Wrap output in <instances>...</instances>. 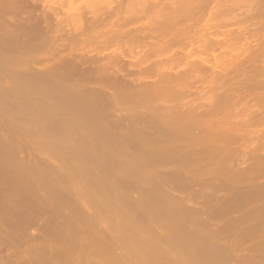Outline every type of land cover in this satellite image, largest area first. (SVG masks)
Returning <instances> with one entry per match:
<instances>
[{"label": "rangeland", "instance_id": "1", "mask_svg": "<svg viewBox=\"0 0 264 264\" xmlns=\"http://www.w3.org/2000/svg\"><path fill=\"white\" fill-rule=\"evenodd\" d=\"M63 1L51 2V6L63 5L50 7L47 14L50 16L53 13L54 17L52 14L51 19L48 16V22L47 18L45 20L47 24L43 21L47 26L40 30L41 33L31 26L33 31L30 33L31 28L23 26L31 24V19L26 17L30 13L24 14L29 19L25 22L26 18L22 15L25 18L24 24H19L22 28L12 19L6 20L10 25L3 19L0 23V228H3L0 229L3 234L0 240L5 243L0 241V245L9 251L14 249L10 255H14L12 259L15 261L10 259L11 263L264 264V0H236L238 4L235 0H213V4L212 0H198L199 6L196 0H193L195 5L188 4L189 0H182L183 3H179L184 8L178 7L176 0H166L178 5L170 3L171 7L163 0L162 3L160 0ZM229 1L234 3L230 6ZM47 2L44 1V6L41 3L40 12L42 8H49L50 1ZM148 4L157 6V12L154 6V9L151 5L147 7ZM186 4L191 7L188 14L187 9L184 11ZM172 5L175 7L172 12L180 10L175 14L186 12L187 16L182 14L180 17L184 18H179L185 22L177 15L180 22L174 20L172 23L173 17L169 12ZM196 5L200 11L193 8ZM145 8L154 11L148 9L146 12ZM163 9L168 12H163L166 16L161 15ZM203 9L205 13H202ZM64 10L69 18L74 16L73 21ZM53 11H58L61 16ZM93 11L99 13L100 20ZM207 11L211 13L207 15ZM79 13H82L83 19ZM189 14L190 20L187 18ZM60 17L65 23L60 21ZM40 18H37L39 22L43 20ZM35 20L32 17L31 21ZM65 20L74 25L67 26ZM57 21L61 24H56ZM51 22L54 24L51 25ZM48 24L49 28H53L52 32L46 28ZM70 26H73L72 29L78 27L72 30ZM65 28L68 32L62 33ZM134 29L138 31L134 32ZM174 29L177 31L174 32ZM70 30L72 34H69ZM115 31L124 32V35L119 33L120 39L123 36L121 40ZM140 31L141 36L138 34ZM26 32L30 34L25 35ZM33 32L37 35H32ZM127 32L134 35L129 34L133 41L129 35L130 38L126 37ZM60 34H64V41ZM158 34L165 44L158 42L152 47L151 42L159 39ZM175 34L183 37L180 39ZM186 34L190 37H185ZM53 37L55 40L57 37L56 43H52L55 42ZM225 38L229 42L220 43L225 42ZM26 40H30L28 44ZM57 42L63 44L59 46ZM130 42L134 43L130 45ZM122 43L130 46L131 50L126 48L125 52ZM32 44L33 48L30 47ZM131 46H134V51L136 48L141 49L137 52H145L148 60L144 53H135ZM128 50L136 57L127 53ZM69 53L73 56H68ZM116 57L118 60H115ZM95 58L97 63L102 62L100 68L96 66ZM103 58H108L109 64L123 61H120L121 71L118 68L120 62L118 66L115 62L114 67L110 65L111 69L120 71L114 70L115 76L111 75L116 77L109 80L112 85L122 83L121 73H125L123 68L126 65L131 66V71L128 67L130 72H126L129 79L130 73L134 75L137 70L135 68L133 72L134 67L141 68L138 69L140 72L137 70L141 77H137V72L135 76L143 83L131 75L132 81L123 79L129 92L123 90L124 81L120 90H117L118 85L115 89L111 85L109 90L104 88L109 82L102 70L109 65L105 66ZM124 58L130 62L127 59L124 61ZM68 59L71 64L66 63ZM79 59L82 60L79 62ZM151 61L154 64H150L155 66L147 65ZM59 64L65 68H60ZM141 64L145 71H142ZM90 65L97 72L101 70V77L105 75L103 79L97 73L96 76L106 82L101 83L98 78L96 81ZM157 66H161L160 71L155 68ZM79 67L89 72L85 74V69L78 70ZM52 68L53 72L65 69L67 75L75 72L78 81L82 78L79 81L81 86L77 80L73 84L79 85H70V74V84L67 78L65 82H56L61 70L55 74V79ZM146 70L151 71L152 76L145 74ZM74 74L73 81L77 78ZM87 74L95 80H89ZM82 75L87 76L86 79ZM146 75L148 77L144 79ZM165 75L175 82H171L172 79L167 81ZM42 76H45L42 78L44 81ZM63 76L62 80L65 79ZM118 76L121 83L117 82ZM174 76L181 77L177 80ZM133 80L140 87L145 84L149 92L144 91L143 95L142 89H146L138 87L143 96L136 95V87L132 89L135 85ZM66 81L68 84H65ZM159 81L162 86L166 84L163 89H159ZM89 83L105 96L100 97V91L98 96L86 93ZM129 83L131 89L127 88ZM148 83L150 86L151 83L157 85V90ZM77 86H87L83 92L85 95L80 97L75 94L79 91ZM69 87L77 88V91L66 95ZM105 89L107 94L114 95L117 91L120 96L109 97L103 94L107 92ZM131 90L135 95L131 94ZM77 95L82 101H75ZM245 118H249L246 120L250 123ZM174 123L177 124L175 127L178 126L176 129H172L175 128L172 126ZM245 169L248 171L244 172ZM214 176H218L219 180ZM10 232L14 235L11 236Z\"/></svg>", "mask_w": 264, "mask_h": 264}, {"label": "bare ground", "instance_id": "2", "mask_svg": "<svg viewBox=\"0 0 264 264\" xmlns=\"http://www.w3.org/2000/svg\"><path fill=\"white\" fill-rule=\"evenodd\" d=\"M44 1H45V0H42V2H40V0H0V19H1V20H0L1 22H0V23H2V22L4 21V22H6V23L9 24V22H7L6 20L9 21L10 19H12V21L14 20V23L17 22V24L19 25L20 23H23V20H24L26 17H28V18L31 19V20H32V17H35V19H36L35 21L32 22V21L30 20V22H31L30 25H29V24L26 25V24L23 23V24H24L23 26L28 27V28L31 26L33 29H35V31H36V30L40 31L41 29H43V27L45 28V26H47V25H45V23H44V22H46V21H45L46 18H47V22H48V19H49V17L51 16V14H52V16L54 15L53 13H50V16L47 14V13H48L47 11L50 9V7H55V8H56V5H57L58 7L63 5V3H62V4L60 3V2H62L63 0H58V1H60L59 3H60L61 5H60V4H59V5H58V4H56V5H53V4H52V6H51V5H50L51 2H54V4H55V2L58 3V1H57V0H53V1H52V0H49V1H50L49 6H48L49 8H48V9L46 8V10H44V8H42L43 10L40 12V10H41V9H40V5H41V3H42V4H43L42 6H44ZM49 1H48V2H49ZM163 1H164V4H165V3H166V4L168 3V2H166V0H163ZM169 1H170V0H169ZM187 1H188V0H187ZM191 1H192V2H191ZM196 1H197V3L200 2V1H198V0H196ZM196 1H194V2H196ZM201 1H202V0H201ZM206 1H210V0H204V2H206ZM214 1H216V0H214ZM217 1H218V0H217ZM217 1H216V2H217ZM221 1H223V0H221ZM221 1H220V2H221ZM225 1H227V0H225ZM238 1H239V0H238ZM46 2H47V0H46ZM48 2H47V3H48ZM63 2L65 3V1H63ZM157 2H159V0H157ZM160 2L162 3V0H160ZM179 2L181 3L182 0H181V1H177V0H176V3H178L179 6H178L177 4H176V5H177L178 7H180V8H184L183 6L181 7L182 4H180ZM184 2H186V1H184ZM189 2H190V3H193V0H189V1H188V4H189ZM216 2H215V3H216ZM235 2L238 4V2H237L236 0H235ZM239 2H240V1H239ZM153 3H154V2H153ZM161 3H160V4H161ZM170 3H171V2H169V3L167 4V6H168ZM172 3H173V2H172ZM172 3H171V4H172ZM182 3H183V2H182ZM207 3H208V2H207ZM232 3H234V2L232 1ZM232 3H231V1H229L230 6H231ZM151 4H152V3H151ZM151 4H150V5H151ZM154 4L156 5L157 3H154ZM164 4H163V5H164ZM166 4H165V5H166ZM173 4L175 5V3H173ZM184 4H185V3H184ZM188 4H186L185 6L187 7ZM193 4H194V3H193ZM202 4H203V3H202ZM211 4H213V0H212V3H211ZM211 4H210V5H211ZM221 4H222V3H221ZM223 4H224V3H223ZM47 5H48V4H47ZM47 5H46V7H47ZM150 5L148 4L147 7H149ZM155 5H153V6H154L155 9H156L157 6H155ZM158 5H159V3H158ZM161 5H162V4H161ZM163 5H162V6H163ZM174 5H172V7H173ZM176 5H175V6H176ZM190 5H192V4H190ZM194 5H195V4H194ZM207 5H208V4H207ZM225 5H226V4H225ZM233 5H234V4H233ZM233 5H232V6H233ZM151 6H152V5H151ZM153 6H152V8H153ZM169 6L171 7V5H169ZM192 6H193V5H192ZM198 6H199V3H198ZM205 6H206V5H205ZM205 6H204V7H205ZM227 6H228V4H227ZM230 6H229V7H230ZM145 7H146V5H145ZM147 7H146V8H147ZM159 7H160V5L158 6V8H159ZM178 7H177V8H178ZM189 7H190V6H188L187 8L184 9V11H186V9H187V14L189 13L188 10H191V7H190V8H189ZM196 7H197V5H196L195 7H193V8H194V9H197ZM207 7H208V6H207ZM207 7H206L205 9H207ZM146 8L144 9V11L146 10ZM152 8H151V9H152ZM161 8H162V7H161ZM161 8H159L160 11L162 10ZM163 8H165V7L163 6ZM167 8H168V7H167ZM174 8H175V7L170 8V10H171V9H172V10L169 11V12H170V15H171V16H170V15H169V16H170V17H173V18H172V19H173V20H172V23H174V20H178L179 18H184V16H183V17H180L182 14H185V15H186V12H185V13L181 12L180 15H179V14H175L177 11L180 12V10H179V9H177V10L175 9V12H172V11H174V10H173ZM188 8H189V9H188ZM193 8H192V10H193ZM199 8H200V7H199ZM199 8H198L197 10L200 11ZM201 8H202V7H201ZM209 8H210V7H209ZM216 8H217V7H216ZM221 8H222V6H221ZM224 8H225V7H224ZM226 8H227V7H226ZM59 9H61V11L63 10L62 8H59ZM148 9H149V8H148ZM148 9L146 10V12H148V11L150 10V9H149V10H148ZM153 9H154V8H153ZM153 9L150 10V11H154ZM205 9H203V12H202V13H205ZM210 9H211V8H210ZM217 9H218V8H217ZM219 9H220V8H219ZM167 10H169V9H167ZM182 10H183V9H182ZM220 10H222V9H220ZM44 11H45V12H44ZM61 11H59V12H61ZM158 11H159V10H158ZM160 11H159V12H160ZM165 11H166V10H165ZM165 11H164V9H163L162 13L160 12L161 15H162L163 12H165ZM212 11H214V10H212ZM218 11H219V10H218ZM43 12H44V13H43ZM49 12H52V10H50ZM53 12H54V11H53ZM57 12H58V11H55L54 13L58 14L59 16H61V15H60L61 13H57ZM65 12H66V11L64 10V13H65ZM78 12H79V11H78ZM93 12L95 13L96 11H93ZM93 12H92V13H93ZM155 12H157V9H156ZM159 12H158V14H159ZM166 12H167V11H166ZM166 12H165V13H166ZM171 12H172V13H171ZM191 12H192V11H191ZM194 12H195V10H194ZM196 12L198 13V11H196ZM207 12H208V11H207ZM209 12H210V11H209ZM209 12L207 13V15L209 14ZM28 13H30V14H28ZM62 13H63V12H62ZM64 13L62 14V16H64L63 18H65V14H66L67 12H66L65 14H64ZM92 13H91V14H92ZM96 13H97V14H95V15L98 16L99 13H98V12H96ZM167 13H168V12H167ZM173 13H174V15L176 16V18L174 17V15H172ZM200 13H201V12H200ZM210 13H211V12H210ZM213 13H214V12H213ZM215 13H216V12H215ZM219 13H220V15H221V13L223 14V11H222V12H219ZM24 14H28L29 16L26 15V17H25ZM40 14H41V16H39ZM42 14H43V15H42ZM79 14H80V13H79ZM81 14H82V13H81ZM81 14H80V15H81ZM192 14H193V12H192ZM198 14H199V13H198ZM22 15H24L25 18H24ZM76 15H77V13H76ZM76 15H75V17H76L75 19H76V21H78L79 19L77 20V16H76ZM80 15H79V16H80ZM95 15H94V17H95ZM167 15H168V14H167ZM177 15H179L178 19H177ZM190 15H191V14H189L188 17H187V18H189V20H190V17H189ZM199 15H200V14H199ZM204 15H205V14H204ZM207 15H205V17H206ZM212 15H213V14H212ZM21 16H22V17H21ZM44 16H45V18H44ZM48 16H49V17H48ZM56 16H57V15H56ZM66 16L68 17L69 15L66 14ZM79 16H78V18H79ZM81 16H82V15H81ZM163 16H166V15L163 14ZM169 16H168V17H169ZM186 16H187V15H186ZM197 16H198V15H196V18H197ZM202 16H203V14H202ZM213 16H214V15H213ZM217 16H218V15H217ZM5 17H8V18L5 19ZM38 17H39V18L41 17L39 20L43 19V20H41L40 22H43V21H44V22H43V23H40V22L38 21V19H37ZM42 17H43V18H42ZM53 17H54V16H53ZM57 17H58V16H57ZM67 17H66V18H67ZM72 17H74V16H72ZM72 17H70L71 20H72ZM192 17H193V16H192ZM21 18H22V19H21ZM28 18H26V20H24V22H25V21H28V20H29ZM58 18H59V17H58ZM58 18H57V19H58ZM60 18H62V17H60ZM63 18H62L61 20H60V19H59V20H60L61 22H63ZM68 18H69V17H68ZM70 18H69V19H70ZM83 18H84V16H82V19H83ZM98 18H100V16H98L97 19H98ZM185 18H186V17H185ZM199 18H201V17L199 16ZM219 18H221V16H220ZM219 18H218V19H219ZM2 19H3V21H2ZM50 19H51V17H50ZM52 19H53V18H52ZM73 19H74V18H73ZM80 19H81V18H80ZM94 19H96V17H95ZM94 19H91V21L93 22ZM100 19H101V18H100ZM100 19H98V20H100ZM163 19H164V18H163ZM163 19H162V20H163ZM168 19L171 20V18H168ZM194 19H195V17H194ZM204 19H205V18H204ZM213 19H214V18H213ZM218 19H217V20H218ZM66 20H67V19H66ZM66 20H65V21H66ZM71 20H69V22H70ZM102 20H103V19H102ZM166 20H167V19H166ZM179 20H181V19H179ZM179 20H178V21H179ZM189 20H188V21H189ZM196 20H197V19H196ZM196 20H195V24H196ZM201 20L203 21L202 18H201ZM201 20H200V22H201ZM205 20H206V19H205ZM205 20H204V23H205ZM21 21H22V22H21ZM51 21H52V20H51ZM72 21H73V20H72ZM82 21H83V20H82ZM163 21H165V19H164ZM167 21H168V20H167ZM181 21L185 22L183 19H182ZM193 21H194V20H193ZM198 21H199V20H198ZM208 21H209V20H208ZM208 21H206V22H208ZM210 21H211V20H210ZM210 21H209V22H210ZM213 21L215 22L216 20H213ZM30 22H29V23H30ZM47 22H46V24H47ZM49 22H50V21H49ZM53 22H54V19H53ZM53 22H51V25L54 24ZM58 22H59V21H57V22H55V23L58 24V25H60L61 22H60V24H59ZM66 22H67V24H68L67 26H69V24L71 25V23H72V22H71V23H68V21H66ZM96 22H97V21H96ZM96 22H95V23H96ZM99 22H100V21H99ZM176 22H177V21H176ZM179 22H180V21H179ZM6 23H5V24H6ZM63 23H65V22H63ZM75 23H76V22H75ZM78 23H79V22H78ZM78 23H77V25H80V24H78ZM93 23H94V22H93ZM169 23H170V22H169ZM177 23H178V22H177ZM43 24H44V26H43ZM170 24H171V23H170ZM178 24H180V23H178ZM178 24H177V25H178ZM193 24H194V22H193ZM193 24H191V25L194 26ZM211 24H212V23H211ZM9 25H10V24H9ZM12 25H13V24H12ZM18 25H16V26L18 27ZM21 25H22V24H21ZM21 25H19V26L22 28L23 26H21ZM49 25H50V24H48V27H46L47 29L50 27ZM58 25H57V27H58ZM72 25H74V24L72 23ZM167 25H168V27H169V24H166V27H167ZM207 25H208V27H210L209 24H207ZM13 26H14V25H13ZM61 26H62V25H61ZM63 26H64V25H63ZM65 26H66V25H65ZM65 26H64V27H65ZM81 26H82V24H81ZM170 26H171V25H170ZM179 26H180V25H179ZM188 26H189V25H188ZM188 26H187L186 28H188ZM204 26H206V25H204ZM212 26H213V25H212ZM1 27H2V24H1ZM3 27H5V25H4ZM20 27H18V28H20ZM31 27H30V28H31ZM54 27H55V26H54ZM70 27H71V29H72L73 26H70ZM77 27H78V26H77ZM77 27H74L73 29H75V28H77ZM173 27H175V26L173 25ZM194 27H195V26H194ZM6 28H8L7 25H6ZM30 28H29V29H30ZM32 28H31V30H29V29H25V28H24V29H25V30H29L30 33H32V31H33ZM66 28H67V27H66ZM66 28H65V31H62V30H61L62 33H63V32H68V31L66 30ZM169 28H170V27H169ZM181 28H185V26H184V27H181ZM189 28H191V27H189ZM16 29H17V28H16ZM49 29H50V32H52L51 29H53V28H49ZM73 29H72V30H73ZM140 29H141V28H140ZM191 29H192V28H191ZM191 29H187V30L189 31V30H191ZM193 29H194V28H193ZM193 29H192V30H193ZM44 30H45V29H44ZM54 30H56V29H54ZM59 30H60V29H59ZM68 30H69V28H68ZM83 30H84V29H83ZM93 30H94V29H93ZM112 30H113V29H112ZM146 30H147V29H146ZM180 30H181V29H180ZM180 30H179V31H180ZM14 31H15V30H14ZM20 31H22V29H21ZM45 31H46V30H45ZM57 31H58V30H57ZM61 31H60V33H61ZM124 31H125V30H124ZM137 31H138V30H137ZM137 31H135V29H134V32H137ZM144 31H145V29H144ZM147 31H148V30H147ZM147 31H146V33H147ZM149 31H150V30H149ZM175 31H177V30L174 29V32H175ZM179 31H178V32H179ZM185 31H186V30H185ZM188 31H187V33H188ZM240 31H242V30H240ZM17 32H18V31H17ZM36 32H37V31H36ZM48 32H49V31H48ZM50 32H49V33H50ZM55 32H56V31H55ZM70 32H71V30L69 31V34H72V33H70ZM74 32H75V30H74ZM76 32H79V31H77V29H76ZM95 32H96V31H95ZM97 32H98V31H97ZM106 32H107V31H106ZM106 32H104V33H106ZM110 32H111V31H110ZM115 32H116V31H115ZM122 32H123V31H122ZM122 32H121V33L119 32V33L122 35ZM129 32H131V31H129ZM129 32H127V34H125V35H127L126 37H129V36H130L129 34H131V33H129ZM142 32H143V31H142ZM152 32H153V31H152ZM154 32H155V31H154ZM154 32H153V33H154ZM156 32H157V31H156ZM174 32H173V33H174ZM18 33H20V32H18ZM30 33H29V32H26V33H24V34H25V35H29ZM34 33H35V32H33L32 35H35V34L37 35L38 32L35 33V34H34ZM40 33H41V31H40ZM57 33H59V31H58ZM57 33H54V34L57 35ZM104 33H103V35H104ZM119 33L116 32V34H118V35H119ZM143 33H144V32H143ZM146 33H145V34H146ZM149 33H150V32H149ZM158 33H159V32H158ZM179 33H181V32H179ZM182 33H183V32H182ZM185 33H186V32H185ZM22 34H23V33H22ZM24 34H23V35H24ZM47 34H48V33H47ZM54 34H51V35H54ZM67 34H68V33H67ZM135 34H137V33H135ZM138 34H140V36H141V31L138 32ZM138 34H137V35H138ZM147 34H148V33H147ZM18 35H19V34H17V36H18ZM32 35H31V36H32ZM39 35H40V34H39ZM60 35H61V34H60ZM63 35H64V34H63ZM63 35H61V37H62ZM65 35H66V34H65ZM105 35H106V34H105ZM123 35H124V32H123ZM128 35H129V36H128ZM132 35H133V34H131V36H132ZM159 35H160V34H158V36H159ZM175 35H176V34H175ZM181 35H182V34H180V36H181ZM186 35H187V36H186ZM186 35H185V37H188L190 34H189V35L186 34ZM21 36H22V35H21ZM69 36H70V35H69ZM71 36H74V35H71ZM77 36H78V35H77ZM77 36L75 35V37H77ZM106 36H107V35H106ZM131 36H130V37H131ZM133 36H134V35H133ZM142 36H143V35H142ZM145 36H147V35H145ZM172 36H173V35H172ZM176 36H177V35H176ZM19 37H20V35H19ZM33 37H34V36H33ZM39 37H42V36H39ZM50 37H51V36H50ZM61 37H60V38H61ZM63 37H65V36H63ZM63 37L61 38L62 40H63ZM82 37H83V36H82ZM107 37H108V36H107ZM107 37H106V38H107ZM115 37H116V36H115ZM122 37H123V36H122ZM122 37H121V39H122ZM130 37H129V38H130ZM149 37H150V36H149ZM152 37H153V36H152ZM156 37H157V36H156ZM163 37H165V36H162V38H163ZM169 37H171V36H169ZM174 37H175V36H174ZM177 37H179V36H177ZM181 37H183V36H181ZM181 37H179V38L181 39ZM189 37H190V36H189ZM21 38H22V37H21ZM60 38H59V39H60ZM66 38H67V37H66ZM78 38H80V37H78ZM87 38H88V37H87ZM100 38H101V37H100ZM100 38H99V39H100ZM129 38H128V39H127V38H124V39H125V40L127 39V41H131V39H132V41H133V37H131L130 40H129ZM143 38H144V37H142V39H143ZM146 38H148V36H147ZM153 38H154V37H153ZM191 38H192V36H191ZM191 38H190V39H191ZM42 39H44V38H42ZM52 39H54V37H53ZM70 39H71V38H70ZM70 39H69V40H70ZM88 39H89V38H88ZM101 39H102V38H101ZM101 39H100V40H101ZM103 39H104V38H103ZM111 39H112V38H111ZM116 39H118V37H116ZM119 39H120V35H119ZM119 39H118V41H119ZM121 39H120V40H121ZM136 39H137V38L135 37L134 40L136 41ZM140 39H141V37H140ZM149 39L151 40V37L148 38V40H149ZM155 39H156V38H155ZM155 39H152V40H155ZM159 39H160V36H159ZM159 39H156L157 41L154 42V43H152L153 41H152V42L149 41V42H151L152 47H154L153 44H155V43L158 44V42H160V45H161V43L165 44L163 40H162L163 42H161V39H160V40H159ZM176 39H178V38H176ZM188 39H189V38H188ZM23 40H24V38H23ZM32 40H33V39H32ZM54 40H55V39H54ZM84 40H85V39H84ZM107 40H108V39H107ZM125 40H124V41H125ZM165 40H166V39H165ZM174 40H175V39H174ZM227 40H228V42H229V39H226V38H225V42H223V41H221V40H219V41H221L220 43H227ZM20 41H21V40H19V42H20ZM29 41H30V40H29ZM29 41L26 40V44H28ZM38 41H39V39H38ZM48 41H49V40H48ZM56 41H57V37H56L55 42H52V43H56ZM59 41H60V40H59ZM63 41H64V40H63ZM101 41H102V40H101ZM109 41H110V39H109ZM113 41H114V39H113ZM118 41H117V42H118ZM122 41H123V40H122ZM135 41H134V42H135ZM144 41L146 42V39H145ZM170 41H171V38H170ZM178 41H180V40L178 39ZM182 41H183V38H182ZM182 41H181V42H182ZM23 42H24V41H23ZM23 42H22V45H24ZM33 42H34V41H33ZM43 42H44V41H43ZM43 42H42V43H43ZM61 42H62V41H61ZM61 42H59V43L57 42V44H59V46H60V44H63V43H61ZM67 42H70V41H67ZM67 42H66V43H67ZM71 42H72V41H71ZM111 42H112V41H111ZM114 42H115V41H114ZM125 42H126V41H125ZM134 42H130L129 44L131 45V43H134ZM166 42H167V41H166ZM171 42H172V41H171ZM176 42H177V40L175 41V43H176ZM0 43H1V42H0ZM34 43H35V42H34ZM39 43H40V42H39ZM48 43L50 44V42H48ZM102 43H103V42H102ZM104 43H105V42H104ZM107 43H108V41H107ZM112 43H113V42H112ZM119 43H120V42H119ZM127 43H128V42H127ZM215 43H216V42H215ZM217 43H219V42H217ZM18 44H19V43H18ZM64 44H65V42H64ZM145 44H146V43H145ZM157 44H156V45H157ZM163 44H162V45H163ZM1 45H2V44H1ZM33 45H34V44H32L30 47H32ZM36 45H37V42H36V44H35L34 46H36ZM43 45H45V43H44ZM65 45H66V44H65ZM123 45H124V46H123ZM146 45H147V44H146ZM148 45H149V48H150L151 46H150L149 43H148ZM46 46H47V45H46ZM118 46H119V45H118ZM122 46H123V47H122ZM122 46H121L122 48L125 47L124 51L126 50V48L129 49V47H130L129 45H128L129 47H126L124 43H122ZM56 47H57V46H56ZM62 47H64V45H63ZM62 47H61V48H62ZM145 47H146V46L144 45V48H145ZM2 48H3V47H2ZM28 48H29V47H28ZM32 48H33V47H32ZM36 48H38V47H34V49H36ZM40 48H41V46H40ZM131 48H132V50H133V49H134V46H133V47L131 46ZM146 48H147V47H146ZM14 49H15V48H14ZM46 49H47V48H46ZM46 49H45V50H46ZM52 49H53V45H52ZM55 49H56V48H55ZM55 49H54V50H55ZM57 49H58V48H57ZM62 49H63V48H62ZM62 49H61V50H62ZM119 49H120V48H119ZM150 49H151V48H150ZM1 50H2V49H1ZM15 50H17V49H15ZM26 50H28V49H26ZM40 50H43V49H40ZM40 50H39V51H40ZM59 50H60V47H59ZM117 50H118V49H117ZM129 50H131V49H129ZM129 50H128L127 53L130 52L131 55L134 54L132 51H129ZM139 50H141V49H139ZM139 50H136V48H135V51H134V50H133V51H134L135 53H139V54H143V53H144V54H145V52H143V50L141 51V52H143V53L137 52V51H139ZM146 50H147V51H150V50H148V48H147ZM56 51H58V50H56ZM89 51H90V50H89ZM124 51H123V52H124ZM126 51H127V50H126ZM126 51H125V52H126ZM33 52H34V51H33ZM36 52H37V51H36ZM54 52H55V51H54ZM87 52H88V51H87ZM90 52H91V51H90ZM97 52H98V51H97ZM102 52H103V51H102ZM125 52H124V53H125ZM131 52H132V53H131ZM84 53H85V52H84ZM118 53H119V52H118ZM147 53H148V52H147ZM151 53H152V52H151ZM95 54H96V53H95ZM95 54H94V55H95ZM100 54H101V53H100ZM113 54H114V53H113ZM115 54H116V53H115ZM148 54H149V53H148ZM69 55H70V56H73V55H71L70 53L68 54V56H69ZM84 55L86 56V54H84ZM92 55H93V54H92ZM97 55H98V57H99V54H96V56H97ZM104 55L106 56V53H105ZM123 55H125V54H123ZM126 55L129 56V54H126ZM131 55H130V56H131ZM145 55H146V57H147V54H145ZM68 56H67V57H68ZM78 56H80V55H78ZM116 56L119 58V55L116 54ZM132 56H133V55H132ZM67 57H66V58H67ZM90 57H91V56H90ZM117 57H116V59H115V58H114V59H115V60H118ZM122 57H124V56H122ZM133 57L135 58L136 55H134ZM69 58H70V57H69ZM78 58H83V57H78ZM92 58H93V57H92ZM127 58H128V57H127ZM127 58H124V59H125L124 61H126ZM134 58H133V59L131 58L132 61H134ZM148 58H149V56L147 57V60H148ZM62 59H63V58H62ZM62 59H59V60H62ZM64 59H65V57H64ZM86 59H87V58L85 57V60H86ZM96 59H97V58H95V62H96V64H98V65H96V64H95V65H96L97 67L100 68L99 65H100L102 62L100 61V62L97 63ZM109 59L112 60L113 58H109ZM119 59H122V60H123V58H119ZM139 59H140V61H141V58H138V60H139ZM68 60H69V61H68ZM68 60H67L68 62H66V63L69 64V62H70V64H71L70 59H68ZM74 60H75V62L78 63V60H77V61H76V59H74ZM80 60H82V59H79V62H80ZM103 60H104V64H105V66H106V64H107V66L109 65V68H105L104 70H102V73H104V74H106V76H108V78L106 77L108 80H107V79H105V80L107 81V83L109 82V83H108L109 85H107V86H106V84L104 83V84H105L104 88L107 87V89L109 90V87H108V86L111 85L110 87H111V88L114 87V89H115V88H116L115 86L118 85L119 87L117 86V87H118L117 90H120V89H119V88H121L120 85H122V83H123V81L125 80V78H128V77H129V75H127V77H126V74H127L128 72L131 71V68H130L131 66L129 67V66L126 65V63H124V64L126 65V68H123V72L125 71L124 69H126V71H125L124 74L121 73L122 81H121V78L119 77V76H120L119 74H118L119 76L117 77V79L119 78V79H118L119 81L117 80V82H120V81H121L122 83L120 82L121 84H116V85L114 86V85H112V83H110L109 80H112L113 78L116 79V77H114V76H115L114 74H116V72H115L114 70H116V69H115V68H114V69L112 68V69H113V70H112V69L110 68V65H112V66L114 67V62H115V65L118 66V62H120V61H122V60H120V61H113V60H112V61H113V62H111L112 64H111V63L109 64V60H108V58H106V60H105V58H103ZM127 60L130 62L129 59H127ZM64 61H65V60H64ZM107 61H108V63H107ZM149 61H150V59H149ZM81 62H82V61H81ZM84 62L86 63V61H84ZM95 62H93V63H95ZM138 62H139V61H138ZM138 62H136V64H139V63H140V62H139V63H138ZM72 63H74L73 60H72ZM116 63H117V64H116ZM122 63H123V61H122ZM141 63H142V62H141ZM145 63H146V62H145ZM145 63H144L143 65H145ZM150 63H153V61L149 62L147 65H148V66H151V65L154 64V63H153V64H150ZM55 64H56V63H54V65H55ZM62 64H63V62H62ZM89 64H90V63H89ZM119 64H120V65H119L118 68H119V70H120V67L122 66V65H121V62H120ZM124 64H123V67H125ZM129 64H130V63H129ZM131 64H132V62H131ZM162 64H163V63H162ZM73 65H74V64H73ZM75 65L78 66L79 64H78V65L75 64ZM86 65H87V63H86ZM92 65H94V64H92ZM92 65H90L91 68H93ZM141 65H142V64H141ZM143 65H142V68L144 67ZM157 65H158V64H157ZM159 65H160V64H159ZM193 65H194V64L192 63V66H193ZM57 66H58V65L56 64V67H57ZM60 66L63 67L64 65H60V64H59V67H60ZM66 66H67V65H66ZM71 66H72V65H71ZM101 66L103 67V64H102ZM153 66H155V65H153ZM190 66H191V65H190ZM190 66H189V67H190ZM198 66H199V65H198ZM52 67H53V66H52ZM56 67H55V68H56ZM97 67H96V68H97ZM128 67L130 68V71H128ZM146 67H147V66H146ZM160 67H161V66H159V68H160ZM199 67H200V66H199ZM199 67H198V68H199ZM60 68H61V67H60ZM63 68H65V66H64ZM73 68H74V67H73ZM73 68H72V69H73ZM81 68H84V67H79L78 70L81 69ZM86 68H88V66H87ZM96 68H95V69H96ZM116 68H117V67H116ZM135 68L138 70L140 67H134L133 72H134V70H136ZM152 68H154V67H151V69H152ZM155 68H158V66L155 67ZM159 68H158V70H159ZM192 68H193V67H192ZM195 68H196V67H195ZM198 68H197V69H198ZM53 69H54V68H52V70H51V71H52L51 73H54V74H52L53 76H54L55 74H58V71L61 70V69H59V70H55V71H57V73H56L55 71L53 72ZM84 69H85V68H84ZM88 69H90V68H88ZM101 69H102V68H101ZM140 69H141V68H140ZM147 69H148V67H147ZM160 69H161V68H160ZM188 69H190V68H188ZM199 69H200V68H199ZM47 70H49V68H48ZM64 70H65V69H64ZM64 70H63V71L61 70L60 72L62 73V72H64ZM74 70H75V69H74ZM78 70L76 71L77 73L79 72ZM119 70H116V71H117V72H120L121 70H120V71H119ZM137 70H136L137 73L134 72V75H133L132 72L130 73V79L128 78L129 80H127V81L130 82V80L132 81V79H133L134 77H136L138 74L140 75V73H139L140 70H138L139 72H138ZM143 70L145 71L144 68L142 69V71H143ZM149 70H150V69H149ZM191 70H193L194 72L197 71V70L195 71L194 69H191ZM191 70H190V71H191ZM41 71H42V70H41ZM80 71H81V70H80ZM82 71H83V69H82ZM94 71H95V70H94V68H93V70L91 71L92 76H95L96 81H97V78H98V81H101V79H103V77H104L105 75L103 74V76L101 77V72H100L101 70H99L100 73L97 72V69H96L95 72H94ZM142 71H141V72H142ZM152 71L155 72L154 69H153ZM159 71H160V70H159ZM159 71H157V73H158ZM201 71H202V70H201ZM201 71H200V72H201ZM43 72H44V71H43ZM45 72H46V70H45ZM45 72H44V73H45ZM65 72H66V74H65L66 77L63 76ZM65 72L62 73V74L60 73V74L57 75V76L60 75V78H59V79H57L56 75L54 76V78L58 80V81H56V82H60V80L65 82L66 78L68 79L69 76H72V77H70V79H72L71 84H70V81H71V80H70V81H69V79L67 80V81H69V84L72 85V86H73V85H79V84H80V86H81V82H79V81H80L82 78H80L79 81H78V78H79V77L76 76V75L74 74L75 72L72 71V73L74 74V76L77 77V78H75L74 81H73V74H70V73H69L70 75L68 74V75H69V76H68V75H67V70H65ZM68 72H70L69 69H68ZM87 72H89V70L86 71V69H85V74H86ZM114 72H115V73H114ZM126 72H127V73H126ZM161 72H162V71H161ZM37 73H38V72H37ZM40 73H41V72H40ZM48 73H50V70H49ZM81 73H82V72H81ZM96 73L99 75V77H101L100 80H99V77L96 76ZM135 73H136L137 75H136ZM144 73H145V72H144ZM144 73H143L142 76H144ZM147 73H149V72L146 70V73H145V74H147ZM157 73H156V74H157ZM162 73H163V72H162ZM162 73H161V74H162ZM78 74H79V73H78ZM78 74H77V75H78ZM82 74H83V73H82ZM112 74H113L114 76H111ZM122 74H123V75H122ZM154 74H155V73H153V75H154ZM158 74L160 75V73H158ZM188 74H189V73H188ZM196 74H198V73H196ZM201 74H202V73H201ZM32 75H33V74H32ZM39 75H40V74H39ZM42 75H43V73H42ZM47 75H48V74H47ZM79 75H80V74H79ZM131 75H133V78H131ZM135 75H136V76H135ZM139 75L137 76L138 78L141 77V75H140V76H139ZM148 75L152 76V72L150 71V73H149ZM148 75H146V76L144 77V79H146V77H148ZM173 75H174V74H173ZM34 76H35V75H34ZM37 76H38V75H37ZM40 76H41V75H40ZM45 76H46V75H45ZM45 76H44V77H45ZM53 76H47V77H48V78H49V77L52 78ZM62 76H63V78H65L64 80H62V78H61ZM67 76H68V77H67ZM82 76L85 77V79H86V77L88 76V77H89V80H90L91 78H92V79L94 78V77H92L91 75L89 76V74H87V76H85V75H82ZM124 76H125V77H124ZM156 76H157V75H156ZM165 76H166V75H165ZM176 76H177V75H176ZM176 76H174V77H175L174 79L177 78ZM189 76H191V74H190ZM200 76H201V75H200ZM44 77H43V76L41 77V80H42V81H44V80L42 79V78H44ZM80 77H81V76H80ZM137 77H136V78H137ZM158 77H159V76H158ZM160 77H161V76H160ZM167 77H168V78H167ZM178 77L180 78L181 76H178ZM54 78H53V79H54ZM95 78H94V80H95ZM138 78H137V80H138ZM166 78L168 79L167 81H170L169 79H172L171 82H175V80L173 81V78L169 77L168 75L166 76ZM179 78H177V80H178ZM36 79H37V77H36ZM38 79H39V78H38ZM38 79H37V80H38ZM123 79H124V80H123ZM142 79H143V77H142ZM158 79H159V78H158ZM158 79H156V80L158 81ZM31 80H32V79H31ZM33 80H35V79H33ZM39 80H40V79H39ZM46 80H47V78L45 79V81H46ZM75 80H77V83H79V84H73V83H76ZM89 80H88V81H89ZM134 80H135V79H134ZM134 80H133V82L135 83ZM137 80H136V81H137ZM154 80H155V79H154ZM163 80H164V79H163ZM163 80H162V83L165 81V80H164V81H163ZM177 80H176V81H177ZM48 81H49V80H48ZM50 81H51V80H50ZM67 81H66L65 84H68ZM92 81H93V80H91L90 83H92ZM96 81H95V84H97V85L99 84V85H101V86H102L101 83L106 82V81L103 80V81H101V83H98V82L96 83ZM138 81H140L139 83H141V80H138ZM151 81H152V80H151ZM40 82H41V81H40ZM40 82H39V83H40ZM111 82H113V81H111ZM133 82H131L132 85L134 84ZM152 82H153V81H152ZM171 82H170V84H171ZM45 83H46V82H45ZM90 83H89V86L91 87V84H90ZM124 83H125V81H124ZM124 83H123L122 87H123V86L125 87V88H123V90H124V92H125L127 89H126V86H125L126 83H125V84H124ZM131 83H129L130 85L128 84L129 86L127 85V88H128V89H131V88H129L130 86H132ZM139 83H137L138 86H137L136 83H135L134 87L132 88V89L134 90V88L136 87V90H137V91H134L135 94H136V92L140 91V89L145 88V87H144L145 84H143V85H144L143 87H142V85H141V87H140V84H139ZM142 83H143V82H142ZM142 83H141V84H142ZM156 83L158 84V82H156ZM159 83H160V81H159ZM165 83H166L167 85L169 84V82L167 83L166 81H165ZM165 83H164V86H166ZM48 84H50V83H47V85H48ZM54 84H55V83H54ZM62 84H64V83H62ZM84 84H85V83H83V85H84ZM104 84H103V85H104ZM114 84H115V83H114ZM146 84H147V83H146ZM149 84H150V83H148V86H150ZM153 84H154V83H151V86H154V88H155V86H157V85H155V84L153 85ZM172 84H173V83H172ZM50 85H51V84H50ZM160 85H161V83H160ZM162 85H163V84H162ZM162 85H161V86H162ZM89 86H88V89H86L87 86H86L85 88H82V87L80 88L79 86H77V87H78V90H79L80 92L77 91V88H70V87H69V88L72 89V90L70 91L69 88H68V90L66 89L67 91H69V93L67 92L66 95H67V94H70L72 91H77L75 94H79L80 97H81V96L85 95V94H83V92H84V90L86 89V90H89V91H87L86 93H88V92L90 93V92H91L90 94H92V96H93V95H97V96H98V95H100V94H101L100 97L105 96V95H102V93H101L100 90L95 91V90H97V89H99V88L94 89L93 87H95V86L92 85L93 87H91V88H89ZM151 86H150V87H151ZM158 86H159V85H158ZM161 86L159 87V89H163V88H164V86H162V88H161ZM170 86H171V85H170ZM170 86H169V87H170ZM59 87H61V86H59ZM59 87H58V88H59ZM138 87H139L140 89H137ZM146 87H147V85H146ZM50 88H51V87H50ZM54 88L56 89V87H54ZM54 88H52V89L54 90V91H53V90H52V91H53L54 93H57V92H55V89H54ZM58 88H57V90H58ZM64 88H65V87H64ZM79 88H80V89H79ZM92 88H93L94 90H93ZM100 88L102 89V87H100ZM104 88H103V89H104ZM111 88H110V89H111ZM152 88H153V87H152ZM152 88H151V89H152ZM157 88H158V87H157ZM157 88H155V89L157 90ZM59 89H60V88H59ZM73 89H76V90H73ZM90 89H91V90H90ZM145 89H146V90L142 89L143 92H142V90H141V92L144 93L143 95H145V92H146V91L149 92V90H147L148 88H145ZM62 90H63V89H62ZM62 90H61V91H62ZM81 90H83V91H82V95H81ZM86 90H85V91H86ZM92 90H93V91H92ZM105 90H106V89H105ZM123 90H121L122 93H124ZM152 90H154V89H152ZM61 91H59V92L61 93ZM94 91H95L96 93H95ZM99 91H100V94H99ZM106 91H107V90H106ZM121 91H120V93H121ZM127 91L129 92L130 90H127ZM144 91H145V92H144ZM62 92H63V91H62ZM64 92H65V90H64ZM64 92H63V93H64ZM78 92H79V93H78ZM93 92H94V93H93ZM102 92H103V91H102ZM131 92H132V90H131ZM131 92H130V93H131ZM73 93H74V92H73ZM84 93H85V92H84ZM107 93H108V91H107L106 93L103 92V94H107ZM109 93H110V92H109ZM116 93H117V91H115V93H114L115 96L112 95L113 93H112L111 95H110V94H107V95H108L109 97L112 96V98H113V97H116V98H117V96L119 97L120 95L118 94L119 92H118L117 94H116ZM134 93L132 92L131 94H132V95H135ZM90 94H89V95L86 94V95H87V96H90ZM138 94L140 95L141 93L138 92L136 95H138ZM141 95H142V94H141ZM143 95H142V96H143ZM146 95H147V93H146ZM108 96H107V97H108ZM109 97H108V98H109ZM74 98H77V99H75V101L78 100V99H80V98H78V95H77V97L75 96ZM116 98H115V99H116ZM101 99H103V98H101ZM106 99H107V98H105L104 100H106ZM110 99H111V98H110ZM80 100H81V99H80ZM108 100H109V99H108ZM111 100H112V99H111ZM111 100H110V101H111ZM78 101H79V100H78ZM78 101H77V102H78ZM81 101H82V100H81ZM81 101H80V102H81ZM110 101H109V102H110ZM81 103H82V102H81ZM112 103H113V101H112ZM78 104H79V103H78ZM263 114H264V112H263ZM255 115H256V114H255ZM255 115H254V116H255ZM261 115H262V114H261ZM259 116H260V115H259ZM262 116H263V115H262ZM262 116H261V117H262ZM263 117H264V116H263ZM195 119H196V118H195ZM246 119H249V118H245V120H246ZM251 119H253V118H251ZM256 119H258V118H256ZM259 119H260V118H259ZM262 120H263V119H262ZM248 121H249V120H246V122H248ZM250 121H252V120H250ZM254 121H255V120H254ZM257 121H258V120H257ZM258 122H259V121H258ZM193 123H194V122H193ZM248 123H250V122H248ZM177 124H178V126H179V123H178V122H177ZM177 124L174 123V125H172V126L175 127ZM146 125H147V124H145V126H146ZM178 126H177V127H178ZM243 126H244V125H243ZM167 127H168V126H167ZM167 127H166V128H167ZM177 127H175V128H172V127H171V128H172V129H176ZM168 128H169V127H168ZM169 129H170V128H169ZM164 130H165V129H164ZM164 130L162 131L163 133H164ZM170 130H171V129H170ZM146 131H147V130H146ZM148 131H149V130H148ZM157 131H158V130H157ZM165 131H166V130H165ZM168 131H169V130H168ZM168 131H166V132H168ZM173 131H174V130H173ZM150 132H151V129H150ZM153 132H154V131H153ZM160 132H161V131H160ZM146 133H147V132H145V134H146ZM151 134H152V133H151ZM151 134H150V135H151ZM147 135H149V134H147ZM150 135H149V136H150ZM170 135L173 136L172 134H170ZM174 135H175V131H174ZM152 136H153V135H152ZM167 137H169V136H167ZM158 138H159V137H158ZM160 138H161V137H160ZM226 148H227V147H226ZM230 148H231V147H230ZM227 151H229V150H227ZM230 151H231V150H230ZM230 151H229V152H230ZM196 157H197V156H196ZM247 161H248V160H247ZM247 161H246V163H247ZM248 164H249V163H248ZM245 165H246V164H245ZM246 168H247V167H246ZM258 169H259V168H258ZM246 170H247V169H245L244 172H246ZM247 171H248V170H247ZM258 171H259V170H258ZM250 172H252V171H250ZM250 172H247V173H250ZM247 173H246V174H247ZM246 174L243 173V175H246ZM214 175L216 176V174H214ZM209 176H212V175H209ZM215 176H214V178H215L216 180H219V178L217 179L218 176H217V177H215ZM247 176H249V175H247ZM209 179H210V178L208 177V180H209ZM208 180H207V181H208ZM212 180H213V178H212ZM213 181H215V180H213ZM213 181H208V182H212V183H213ZM215 182H216V181H215ZM218 182H219V181H218ZM218 182H217V184L221 183V182H219V183H218ZM222 182L224 183V181H222ZM225 182H226V181H225ZM227 182H228V181H227ZM214 186H215V185H214ZM217 186H219V185H217ZM217 186H216V187H217ZM223 186H224V185H223ZM226 186H227V185H226ZM226 186H225V187H226ZM229 186H230V185H229ZM219 188H220V187H219ZM0 193H1V192H0ZM5 207H6V206H5ZM0 213H1V212H0ZM2 216H3V215H2ZM1 220H3V219H1ZM6 223H7V222H6ZM0 224H1V222H0ZM7 224H8V223H7ZM3 226H4V225H3ZM9 226H10V225H9ZM1 228H2V227H1ZM1 228H0V229H1ZM2 229H3V228H2ZM5 229H6V228H5ZM5 229H4V230H5ZM8 229H9V227H8ZM8 229H7V230H8ZM9 230H10V229H9ZM9 230H8V232H9ZM0 232H1V231H0ZM2 232H4V231H2ZM5 232H6V231H5ZM8 232H6V233H8ZM12 233H13V232H12ZM1 234H2V233H0V235H1ZM4 234H5V233H4ZM2 235H3V234H2ZM10 235H11V232H10ZM13 235H14V234H12L11 236H13ZM4 236H5V235H4ZM7 236H8V235H7ZM0 237H3V236H0ZM5 237H6V236H5ZM5 237H4V238H5ZM11 238H12V237H11ZM6 239H8V238L6 237ZM15 239H16V238H14V240H15ZM9 240H10V239H9ZM11 240H12V239H11ZM14 240H13V241H14ZM0 241H2V240H0ZM2 242H3V241H2ZM6 242H8V241H6ZM10 242H11V241H10ZM14 242L16 243V240H15ZM14 242H13V243H14ZM3 243H4V242H3ZM8 243H9V242H8ZM8 243H7V244H8ZM1 244H2V243H1ZM4 244H5V243H4ZM7 244H6V245H7ZM0 246H1V247H0V264H12V263H13L12 260H14V259H12V258H14V255H13L14 252L12 253L13 257H11L10 254H11L12 250H14V249L12 248V250L10 249L11 251H9L8 249L5 248V246H4V247H2V245H0ZM7 247H9V246L7 245ZM10 259H12V260H10ZM14 261H15V260H14ZM11 262H12V263H11ZM15 263H16V262H15ZM15 263H14V264H15Z\"/></svg>", "mask_w": 264, "mask_h": 264}]
</instances>
